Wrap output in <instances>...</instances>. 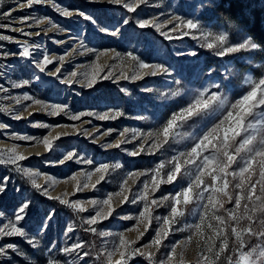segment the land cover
Instances as JSON below:
<instances>
[{
    "label": "rangeland",
    "instance_id": "obj_1",
    "mask_svg": "<svg viewBox=\"0 0 264 264\" xmlns=\"http://www.w3.org/2000/svg\"><path fill=\"white\" fill-rule=\"evenodd\" d=\"M202 1L207 0H148L146 5H141L133 13L120 5L108 4L102 0H54L59 6L73 11L74 14L70 17L62 16L51 4L33 5L31 8L14 11L18 9V0H3L0 3V35L14 38L13 41H0V87L7 89L6 92L0 90V123L8 126L0 129V147L19 145L18 151L28 158L20 162L21 166L39 171L41 175L35 177L37 183L47 186L49 194L53 197L87 202L93 199L103 200L109 193H120L113 195L112 204L116 209L113 215L98 225H93L92 227L97 228L93 233L86 231L88 225L84 223L90 214H94L90 204H84L89 211L77 213L61 204L59 200L42 195L32 186L28 177L12 170L13 166L0 165V178L8 176L10 181L6 192L0 194V212L4 213V216L0 217V227L7 223L8 219L14 218L15 210L23 201L30 200L27 215L20 224L28 232L29 238L35 237L39 241L38 247L32 248L20 237L0 238V245L13 243L18 246L16 252L7 250L6 253L0 254V264H46L48 259L53 258L61 260V264H106L107 251L118 242L121 233L127 240L135 241L133 247L140 248L145 254L152 253L155 264H160L161 260H167L172 245L186 241V237L191 234V229L186 226L199 222L203 211L202 204L206 201L194 199L193 203L184 209L185 215L173 226L159 250L151 246L150 241L161 222L154 219L148 231L140 237V233L144 232V223L137 225L135 219L126 217H137L143 203L130 201L142 191L143 182L150 181L152 169L161 162L166 163L180 152L189 150L203 130L219 119V115L188 121L182 128L177 129L180 135L154 153L148 151L151 140H146V134L159 128L173 112L185 107L204 88L216 91L215 85L219 84V91L231 101L249 90L246 83L249 77H264V62H252L255 51L242 50L240 53L219 57L215 55L216 49L209 50L204 46L206 41L199 31L194 30L184 36L179 31H171L172 24L162 26L159 31L154 27L140 28L137 24V20L155 19L157 23L164 25L171 16L180 15L199 20L205 32H212L214 35L225 34L228 43L242 42L248 36L237 32L229 33L220 25L200 20L198 13L203 8ZM23 2L24 0H19V3ZM262 5L264 6V2ZM77 10L90 14L96 24L76 15ZM6 12H11V16L5 17L3 14ZM25 16L50 20L51 23L36 26L34 19L21 23L20 18ZM124 19H128L129 23L124 24ZM53 24L56 27H53ZM101 27H107L110 31L118 28L119 34L111 36L102 33L99 31ZM13 28H22L24 32L32 35L26 36L19 31H12ZM161 32H166L167 36ZM24 41L33 46L30 48V57L19 55L22 51L21 43ZM5 52L16 55L5 58L2 55ZM128 52L139 56L145 63L163 64L169 72L165 74L157 71L156 75H151L150 72L154 69H143V79H123L120 73L129 71L126 61ZM116 53L121 56L116 57ZM44 55L56 59L41 73L36 69L34 61L42 60ZM60 57L64 58L63 62ZM235 58L242 63V67L234 64ZM94 65L101 66V76L108 74L110 70L112 75L109 79H98L93 87L89 88L84 74L92 71ZM57 67L61 69L57 74L59 79L47 74L54 72ZM253 68L257 70L253 72ZM72 72L78 75L72 77ZM37 76L39 80L36 79ZM23 80H29L30 83L20 88L12 87L14 83H21ZM25 95L41 100L49 106L67 104L68 111L50 115V108L35 105L32 100H24ZM16 98L20 99L19 104L16 103ZM117 110L124 115L115 119L98 118L100 114H111ZM81 112H91L93 115L81 116L79 120L70 119L71 115ZM17 114L23 118L14 119ZM39 123L51 127H36ZM125 129H128V132L122 137L120 133ZM140 133L145 135L141 136ZM14 134L37 138L48 136L53 142V147L46 150L43 143L16 140L13 138ZM58 135L59 138L54 139ZM118 141L125 142L120 143L118 148L108 146ZM141 145L144 146V151L137 156L130 155L133 151H139ZM70 151L76 153L80 162L73 159L65 161L64 164L56 163ZM85 160H91L92 163H84ZM100 164L110 165L105 179L97 184L95 189L89 187L75 190L76 182L70 177L74 174L94 172L95 167ZM117 164L120 167L117 168ZM233 168H236V165H233ZM129 173L145 175L129 177ZM99 175L94 174L90 183H95ZM48 179L54 180L55 184L48 185ZM231 179L229 177V180ZM77 180L83 182L84 177L77 175ZM125 180L126 190L121 193V185ZM189 180L188 176H178L172 184H161L154 194L149 189V196L160 201L161 196L174 195L186 187ZM206 182H210V178H206ZM235 182L232 181V184ZM232 184L228 189L230 192L234 191ZM125 195L129 197V202L121 203ZM220 199L224 201L226 209L234 207L226 197L221 195ZM160 202L162 206H154L153 215H169L171 200ZM53 210V219L46 221L49 227L42 229V221H45L47 214ZM242 212V208L238 210V214ZM220 214L226 215L223 210ZM247 224L248 221L244 220L240 226ZM69 227L73 229L72 232L67 231ZM253 229L264 230V226L257 223L253 225ZM101 232H108L110 235L102 236ZM229 237L231 246L234 237H231L230 231ZM197 240L198 238L194 237L191 243H181L176 249L173 264H199V254L203 248L198 247ZM244 240L249 248L264 242L250 236H245ZM76 243L82 245L77 252L69 255L60 251ZM146 245L148 247H145ZM84 253L88 255L84 256ZM229 254L231 249L221 257L219 264H228ZM129 264H150V261L146 256L137 255Z\"/></svg>",
    "mask_w": 264,
    "mask_h": 264
},
{
    "label": "snow or ice",
    "instance_id": "obj_2",
    "mask_svg": "<svg viewBox=\"0 0 264 264\" xmlns=\"http://www.w3.org/2000/svg\"><path fill=\"white\" fill-rule=\"evenodd\" d=\"M3 0H0L2 3ZM93 2H101V0H93ZM108 4L120 5L128 12H136L141 5H146L148 0H102ZM39 4H51V6L58 11L62 16L70 17L74 13L66 7H61L54 3V0H24L23 3H19L18 9L23 10L25 7L31 8L33 5ZM76 15L82 17L85 21H91L92 24H96V20L84 11L77 10ZM5 17L11 16V12L3 14ZM29 19L35 20V25L39 26L44 23H51L50 20L37 19L34 17L25 16L20 18L21 23H27ZM124 24H128L129 20L124 19ZM137 24L140 28L154 27L158 31L162 26L166 27L167 24H172L170 29L173 32L179 31L181 35L187 36L194 30L200 32V36L205 39L204 46L213 50L216 49L215 55L219 57H225L229 54L240 53L242 50H261V45L254 42V39L250 36H246L242 42L228 43V37L221 33L214 35L212 32H205L197 19L185 18L180 15L171 16L166 24L162 25L157 23L155 19L152 20H137ZM3 27H11L10 25H2ZM31 26V25H29ZM56 27L55 24L52 25ZM12 31H19L23 35H32V33L24 32L22 28H13ZM102 33L116 36L119 34V29L110 31L107 27L99 28ZM39 35V33H35ZM162 35L167 36L166 32H161ZM171 38V37H169ZM13 37L7 35H0V41H13ZM27 41L21 43L22 51L19 53L21 57H30L32 52ZM38 47V46H36ZM81 47L83 44L81 43ZM87 51H95L94 49H86ZM114 51V50H113ZM107 52V50H106ZM5 58L9 55H16L15 53H3ZM195 55V53H192ZM120 53H116V57H120ZM55 57H49L44 55L42 60L34 61L36 69L39 72L44 73L49 64L53 63ZM63 62V57L59 58ZM99 59V57H97ZM126 61L128 62L129 71H122L120 77L123 79L139 80L143 79V69H154L150 72L151 75H156L157 71L167 74L169 69L163 64H148L145 63L139 56L128 52L126 54ZM61 69L57 67L54 72H48V75L59 76ZM101 66L94 65L92 71L85 73L87 80V87L91 88L97 82L98 79H109L112 75L111 70L108 74L101 76ZM72 77H76V72L70 73ZM117 77V78H120ZM39 80V76L36 77ZM65 83H71L72 81H62ZM29 80H23L21 83H14L12 87L20 88L29 84ZM246 83L249 86L244 94L234 97L233 100L229 99L219 91L220 85L216 84V91H211L210 88H204L199 91L197 95L189 102L185 107H182L177 112H173L171 116L157 129L148 132L146 134V140H151V145L148 151L154 153L164 148L170 141L174 140L176 136L180 135L177 129L182 128L184 124L195 118H204L208 116L219 115V119L203 130L199 135L195 144L190 147L186 152H180L178 155L173 156L169 161L159 163L154 169L151 170L150 181L143 182V189L139 192L131 203H143V208L139 211L137 217L132 218L137 221V225L144 223V232L140 233V237L148 231L152 225V221L155 219L160 221V227L156 229L155 235L150 241L151 246H155L157 250L162 246L163 241L168 238L170 232L173 230V226L177 224L185 215L184 209L193 203L194 199L199 201H206L202 204L203 211L199 216V222L187 225L188 229H191V234L186 237L185 242H177L172 245L171 251L167 256V260H161L160 264H173L176 257V249L181 243H191L193 238H198V247H202L200 252L199 264H219L221 257L230 251L231 254L227 256L228 264H264V242L257 243L252 247H248L244 237H255L258 241H264V230H254L253 225L259 223L264 226V77L255 79L249 77ZM0 90L7 91L0 87ZM150 91V89H149ZM176 95V93H173ZM24 100H32L35 105L42 106L46 109L50 108V115H59L60 113H67V104H52L45 105L43 101L34 99L31 96L25 95ZM21 101L16 98V103ZM27 110V109H25ZM93 115L91 112H81L79 114H73L70 116L72 120H79L81 116ZM124 115L121 111H115L113 113H103L99 115V119H115L116 117ZM22 115L17 114L14 119H22ZM143 119L144 117H139ZM36 127L49 128L50 125L39 123ZM8 127L7 125L0 123V129ZM128 129H125L120 135L123 137ZM141 136L145 134L140 133ZM13 138L21 141H35L36 144L43 143L46 150H51L53 147L52 140L48 136L43 138H37L29 135H13ZM59 135L54 139H58ZM95 142V141H93ZM125 141H118L114 145H108L109 147H120V143ZM19 145H12L11 147H0V165L13 166L14 171L21 173L23 176L28 177L31 180L32 186L42 195L48 196L49 199L59 200L61 204H64L77 213H84L89 211L84 206L88 203L92 206L94 214H90L84 223L88 225L86 231L95 233L97 228L92 227L98 225L101 221L107 220L115 212V208L112 204L113 195H120V193H109L103 200H90L87 202L82 201H69L63 199L60 196L53 197L49 194L47 186H41L37 183L35 177L40 176L39 171H33L31 168L22 167L20 162L25 161L28 158L18 151ZM144 146L141 145L139 151H133L130 153L132 156H137L140 152L144 151ZM77 159L80 162V158L77 157L75 152H67L63 159H59L56 163L64 164L65 161ZM84 163L91 164V160H85ZM51 163V162H50ZM171 165V167H168ZM236 165V168H233ZM116 167H120L119 164ZM110 169L109 164H100L95 167L94 172L74 174L70 177L75 181V190L87 189L91 187L96 188V185L105 179L107 172ZM167 169V171H165ZM194 169V170H193ZM100 174L95 183H90L94 174ZM45 176L47 174H44ZM77 175L84 177L83 182L77 180ZM134 175H145V173H129V177ZM188 176L190 180L186 187L181 188L180 191L175 192L174 195L161 196L160 201L171 200L170 213L164 217L154 216V206H162L161 202L155 198H150L149 189L154 194L160 189L161 184H172L177 180L178 176ZM229 177L232 179L229 180ZM256 177L255 179H253ZM206 178H210V182H206ZM217 181H220L218 184ZM232 181H236L232 184ZM9 177L4 176L0 178V194L6 192ZM48 185H54L55 181L52 179L47 180ZM232 184L233 192L228 189ZM127 180L121 185L120 192L126 190ZM239 190V191H235ZM128 191H131L128 189ZM207 193V195H205ZM226 197L229 203H233L232 209H226L224 201L220 199V196ZM129 202V197L125 195L121 203ZM31 204L30 200L23 201L20 206L15 210L14 218L8 219L7 223H4L0 227V238L5 237H20L26 240V242L32 247L37 248L39 241L35 238H29V234L26 229L20 224L27 215V210ZM107 208V211H105ZM243 209V212L238 214V210ZM223 210L226 215L220 214ZM4 213L0 212V217H3ZM54 217V210L47 214L45 221H42V229L49 227L46 221L52 220ZM247 220V226L241 227V222ZM131 229H129L130 231ZM183 231L184 229H178ZM68 232H72L73 229L69 227ZM234 237L233 243L230 246V237ZM100 235L108 236L110 233L101 232ZM139 239V237H138ZM135 241H129L125 238L123 233L119 235V240L107 251L106 264H129V261L137 256H146L150 261V264H155L153 260V254H145L140 248H135L133 245ZM82 245L76 243L70 247H64L60 251L64 254H72L77 252ZM145 247H148L146 245ZM248 250H245V249ZM7 250L13 252L18 251V246L13 243L0 245V254L6 253ZM23 254V253H21ZM88 253H84L87 256ZM119 257L114 259V257ZM235 256V259L233 257ZM46 264H61L59 259H48ZM182 264V262H181Z\"/></svg>",
    "mask_w": 264,
    "mask_h": 264
},
{
    "label": "trees",
    "instance_id": "obj_3",
    "mask_svg": "<svg viewBox=\"0 0 264 264\" xmlns=\"http://www.w3.org/2000/svg\"><path fill=\"white\" fill-rule=\"evenodd\" d=\"M261 2V3H258ZM264 0H207L202 1L198 17L205 23L220 25L229 33L247 34L261 45L254 52L252 62H264ZM257 4V5H256ZM248 10V11H247ZM247 11V12H246ZM212 64V61H210ZM235 65L243 66L237 58ZM253 72L256 68L252 69Z\"/></svg>",
    "mask_w": 264,
    "mask_h": 264
}]
</instances>
